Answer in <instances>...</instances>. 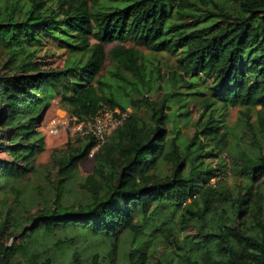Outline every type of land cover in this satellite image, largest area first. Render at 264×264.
Listing matches in <instances>:
<instances>
[{
    "label": "trees",
    "instance_id": "obj_1",
    "mask_svg": "<svg viewBox=\"0 0 264 264\" xmlns=\"http://www.w3.org/2000/svg\"><path fill=\"white\" fill-rule=\"evenodd\" d=\"M55 99L131 109L82 180L92 135L37 162ZM122 263L264 264V0H0V264Z\"/></svg>",
    "mask_w": 264,
    "mask_h": 264
},
{
    "label": "rangeland",
    "instance_id": "obj_2",
    "mask_svg": "<svg viewBox=\"0 0 264 264\" xmlns=\"http://www.w3.org/2000/svg\"><path fill=\"white\" fill-rule=\"evenodd\" d=\"M62 43L56 39L48 38L44 40V44L41 46V51L39 53L40 60L43 63L44 67H50L53 69H60L64 66V63L67 59L65 48L62 47ZM116 43L107 44V49H111ZM147 55H150L149 51L144 47H140ZM169 57V56H167ZM170 58V57H169ZM163 59V68L161 69L162 74L167 75L168 69L171 67V63H174V58L171 57L168 63H165ZM109 65V61L106 62L105 67ZM159 93H156L153 98L159 99ZM158 96V98H157ZM239 108H232L230 111L229 117V126H236L239 118ZM195 115H198V112H194ZM90 124L89 120L78 121L77 118L72 117L70 113L63 109L58 102V99H55L51 104L44 110L42 118L37 125V129L41 131L45 136L46 149L38 157V164L44 168L51 161L52 152L54 149H64L70 145H77L80 143V140L87 136L86 131L88 130ZM55 128L56 133H52L51 129ZM94 157L91 155L81 161L78 166L76 177L78 180H82L85 176L93 171L94 166ZM140 179V178H139ZM236 178L232 175L227 179L229 186H234L236 183ZM75 194V193H74ZM35 211V210H34ZM191 227L187 228V233H194ZM10 242V241H9ZM97 245V242H93ZM104 245V243H103ZM163 248H159V251L162 252ZM159 256V253H157ZM155 261V258H154ZM124 264V263H122Z\"/></svg>",
    "mask_w": 264,
    "mask_h": 264
},
{
    "label": "built area",
    "instance_id": "obj_3",
    "mask_svg": "<svg viewBox=\"0 0 264 264\" xmlns=\"http://www.w3.org/2000/svg\"><path fill=\"white\" fill-rule=\"evenodd\" d=\"M131 112L130 108L121 110L119 108L111 109L107 106L103 108L92 118H90V124L86 135H92L97 139L98 145L93 149L91 156L98 149V147L110 136V134L118 128L124 120L129 116ZM52 133H56L55 128L51 129ZM222 177V176H221ZM220 177L213 178L211 184H215L217 179Z\"/></svg>",
    "mask_w": 264,
    "mask_h": 264
}]
</instances>
